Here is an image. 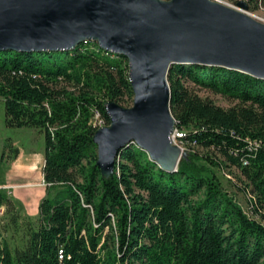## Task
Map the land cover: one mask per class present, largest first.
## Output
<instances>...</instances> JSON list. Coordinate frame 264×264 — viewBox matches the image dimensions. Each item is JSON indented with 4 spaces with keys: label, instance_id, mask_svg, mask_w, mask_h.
Segmentation results:
<instances>
[{
    "label": "trees",
    "instance_id": "obj_1",
    "mask_svg": "<svg viewBox=\"0 0 264 264\" xmlns=\"http://www.w3.org/2000/svg\"><path fill=\"white\" fill-rule=\"evenodd\" d=\"M168 80L188 157L170 173L134 144L104 179L93 139L110 124L108 101L134 99L128 60L93 42L0 46L6 125L44 135L46 183L36 221L0 191L11 226L25 231L14 250L0 239V264H264V80L206 61L175 65ZM188 83L236 104L220 107ZM223 168L239 172L249 211Z\"/></svg>",
    "mask_w": 264,
    "mask_h": 264
},
{
    "label": "water",
    "instance_id": "obj_2",
    "mask_svg": "<svg viewBox=\"0 0 264 264\" xmlns=\"http://www.w3.org/2000/svg\"><path fill=\"white\" fill-rule=\"evenodd\" d=\"M86 42L128 60L134 93L130 108L106 103L110 124L94 135L104 179L134 144L170 173L188 157L171 138L177 121L168 76L175 65L206 61L264 80V22L217 0H0V46Z\"/></svg>",
    "mask_w": 264,
    "mask_h": 264
},
{
    "label": "rangeland",
    "instance_id": "obj_3",
    "mask_svg": "<svg viewBox=\"0 0 264 264\" xmlns=\"http://www.w3.org/2000/svg\"><path fill=\"white\" fill-rule=\"evenodd\" d=\"M229 7L240 9L247 14L264 22V7L255 8L249 0H217ZM245 1L249 4L246 11L239 7ZM196 94L204 99H210L225 109L233 107L236 103L220 95L212 94L206 89L188 83ZM134 99L121 106L130 108ZM98 118L96 117V121ZM19 150L15 158V150ZM186 151V149L183 148ZM202 153H206L200 150ZM189 153V152H188ZM23 157H25L23 159ZM45 164V138L38 130L31 128H10L6 125L5 104L0 100V191L11 199L18 212L26 218L36 221L39 215V204L46 195V183L43 176ZM224 187L236 198L238 203L249 211V199L242 191L243 184L240 174L235 168H223L217 171ZM0 207V239L11 249L24 246L25 231H15L10 224L5 208Z\"/></svg>",
    "mask_w": 264,
    "mask_h": 264
},
{
    "label": "built area",
    "instance_id": "obj_4",
    "mask_svg": "<svg viewBox=\"0 0 264 264\" xmlns=\"http://www.w3.org/2000/svg\"><path fill=\"white\" fill-rule=\"evenodd\" d=\"M100 124H102V123H100ZM184 136H185V133L183 131H181V130H179V129L176 128L175 131H174V133L172 134L171 138H172V140H173V142L175 144L179 145L182 149L184 148V149L187 150V148L185 147V145L183 144V142L180 140ZM119 159H120V157H119ZM2 210H3V208H2Z\"/></svg>",
    "mask_w": 264,
    "mask_h": 264
},
{
    "label": "crops",
    "instance_id": "obj_5",
    "mask_svg": "<svg viewBox=\"0 0 264 264\" xmlns=\"http://www.w3.org/2000/svg\"><path fill=\"white\" fill-rule=\"evenodd\" d=\"M25 157H23V159H24ZM40 205V204H39ZM38 210H39V208H38Z\"/></svg>",
    "mask_w": 264,
    "mask_h": 264
}]
</instances>
